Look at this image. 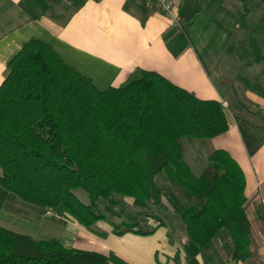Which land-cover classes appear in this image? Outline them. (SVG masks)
I'll use <instances>...</instances> for the list:
<instances>
[{
  "label": "trees",
  "instance_id": "16d2710c",
  "mask_svg": "<svg viewBox=\"0 0 264 264\" xmlns=\"http://www.w3.org/2000/svg\"><path fill=\"white\" fill-rule=\"evenodd\" d=\"M177 1L183 26L211 0ZM238 51L247 66L264 63L255 37ZM8 69L0 86V185L7 192L87 228L110 220L117 235L146 236L154 230L131 216L115 224L100 203L113 209L122 197L141 207L162 206L164 190L173 189L188 240L207 260L214 262L217 243L225 237L235 263L255 256L239 165L217 150L195 174L186 158V140L204 141L229 130L222 103L201 100L150 71L137 72L124 86L98 90L37 40L25 44ZM79 190L88 194L89 204L77 197ZM0 264L124 263L0 226Z\"/></svg>",
  "mask_w": 264,
  "mask_h": 264
},
{
  "label": "crops",
  "instance_id": "0c3cea01",
  "mask_svg": "<svg viewBox=\"0 0 264 264\" xmlns=\"http://www.w3.org/2000/svg\"><path fill=\"white\" fill-rule=\"evenodd\" d=\"M60 1L67 4H61L67 8L63 13L55 8L58 0H0V86L9 62L25 44L37 40L98 90L124 86L137 72L150 71L201 100L226 103L229 130L204 141L186 140L185 145L200 146L196 157L186 152V158L195 174L217 150L226 151L239 165L255 256L238 264H264V63L243 66L239 60L242 66L232 65V73L224 70L222 61L241 16L229 6L233 0H211L181 29L149 0ZM177 206L163 204L160 221L150 218L145 223L153 234L117 235L108 221L87 228L68 215L49 218L51 210L28 204L0 185V226L8 230L38 241L57 239L70 250L114 255L124 264H212L188 240ZM226 238L217 243L218 256L226 252L234 263Z\"/></svg>",
  "mask_w": 264,
  "mask_h": 264
},
{
  "label": "rangeland",
  "instance_id": "374dc122",
  "mask_svg": "<svg viewBox=\"0 0 264 264\" xmlns=\"http://www.w3.org/2000/svg\"><path fill=\"white\" fill-rule=\"evenodd\" d=\"M61 4L67 5L65 3H62L60 0H58L55 8L58 9L59 13H63L67 9V8L63 7ZM229 6L235 7L234 10L235 9L238 10L240 15L245 16V18H244L245 26H242L243 28L240 26V28L236 32L235 37L230 42L232 44H230V48L227 51L228 55H226V57L222 61L223 62L222 65L224 66V70L232 73V67H231L232 65L234 67H236V69H238V67H240L239 64H241V66H242V63H243V66L246 65V63L240 59L241 53L238 51V49L243 44L246 46H249L250 40L253 37H255L257 39V41L259 42V45H261V49H262V52L264 54V0H246L245 2L233 0V2L231 1L229 3ZM247 7L250 9L249 11L247 10ZM233 59H236V62ZM239 60H241L242 63ZM263 67H264V65H263ZM240 72L241 71H238L239 74H240ZM228 77H230V76L228 75ZM263 84H264V82H263ZM223 106H224L225 111H226L228 109L227 104L224 103ZM185 147H186V152H187L188 156L191 155L193 158V157H196L198 155L199 151H197V150L200 149L199 142H197L196 145H192V144L189 145L186 142ZM198 169H200V168H198ZM159 180H160V182L162 181V179H160V178H159ZM76 195L82 201V203L89 204V197L85 191L79 190L76 192ZM119 200L122 201V204L118 207L113 208V209H106L104 207V205L102 203H100L101 211H105L106 214L108 215V217L111 218L114 222L115 221L119 222V220H120V222L125 221L127 216H131V217H134L136 219V221H141V224L143 222L142 225L145 226L144 224L147 223V221H149L150 218L155 219V223H156V220L159 222L160 221L159 219H161V215L163 212V211L161 212V210H160V208H162L161 206L149 204L148 209H144L142 207H138L135 205L133 206L131 204V202H132L131 200H128V201H131V202H128L125 198H122V197H119ZM179 200L180 199H179V196L176 193V191H174L173 189H167V188L164 190L162 205L164 204V206L170 207L171 204H175L176 202H177V205H181ZM143 211L145 213H141ZM47 217L56 218L55 216H47ZM108 221H110V220H108ZM179 221H180L179 222L180 226L182 228H185L182 221L180 219H179ZM155 223H149L148 227H150V225L154 226ZM212 264H213V262H212ZM214 264H238V263L231 262V259L227 260L226 252H223L221 256L219 254V257L214 259Z\"/></svg>",
  "mask_w": 264,
  "mask_h": 264
},
{
  "label": "built area",
  "instance_id": "2783aa9c",
  "mask_svg": "<svg viewBox=\"0 0 264 264\" xmlns=\"http://www.w3.org/2000/svg\"><path fill=\"white\" fill-rule=\"evenodd\" d=\"M157 9L162 12L172 23L173 27L181 29L179 22V16L177 11V0H153ZM48 215L55 216L56 214L52 211L48 212Z\"/></svg>",
  "mask_w": 264,
  "mask_h": 264
}]
</instances>
